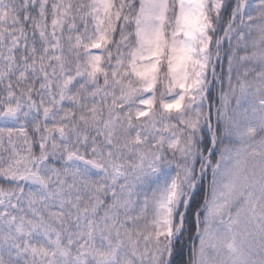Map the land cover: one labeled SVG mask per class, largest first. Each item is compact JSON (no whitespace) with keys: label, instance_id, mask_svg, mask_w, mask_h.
<instances>
[{"label":"snow or ice","instance_id":"obj_1","mask_svg":"<svg viewBox=\"0 0 264 264\" xmlns=\"http://www.w3.org/2000/svg\"><path fill=\"white\" fill-rule=\"evenodd\" d=\"M0 264H264V0H0Z\"/></svg>","mask_w":264,"mask_h":264}]
</instances>
